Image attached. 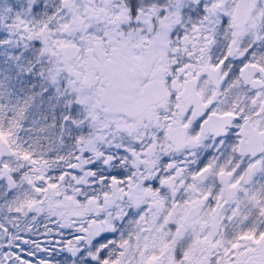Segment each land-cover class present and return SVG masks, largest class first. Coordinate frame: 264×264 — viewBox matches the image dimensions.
I'll use <instances>...</instances> for the list:
<instances>
[{
	"label": "snow or ice",
	"instance_id": "obj_1",
	"mask_svg": "<svg viewBox=\"0 0 264 264\" xmlns=\"http://www.w3.org/2000/svg\"><path fill=\"white\" fill-rule=\"evenodd\" d=\"M0 264H264V0H0Z\"/></svg>",
	"mask_w": 264,
	"mask_h": 264
}]
</instances>
